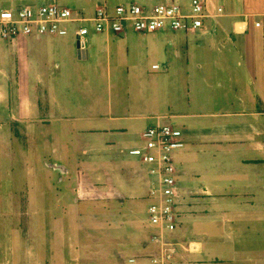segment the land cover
I'll use <instances>...</instances> for the list:
<instances>
[{
	"label": "crops",
	"instance_id": "crops-1",
	"mask_svg": "<svg viewBox=\"0 0 264 264\" xmlns=\"http://www.w3.org/2000/svg\"><path fill=\"white\" fill-rule=\"evenodd\" d=\"M44 1L70 5L86 16L105 6L191 5L176 3L185 0H0V10ZM201 1L210 16L206 29L183 32L184 43H178L183 52L177 55L186 64L182 111L157 116L150 110L152 99L141 94L132 101L130 91L111 104H83L49 87L51 82L89 81L94 74L104 79L117 71L113 67L128 65L130 32L91 35L80 60L72 39L76 31L71 40L69 35L0 40V89L1 83L9 89L0 92V111L7 124L37 129L42 135L38 145L46 144L48 131L55 161L64 153L61 131L75 134L76 144L88 146L90 156L97 148L109 154L126 151L130 133L141 124L140 140L150 126L175 123L187 143L177 156L181 224L170 236L184 249L180 264H264V0ZM132 48L142 52L138 43ZM125 70L121 78L129 80ZM24 82H30L28 87H22ZM57 165L63 167L54 163L51 169ZM140 248L142 255L149 254L147 246Z\"/></svg>",
	"mask_w": 264,
	"mask_h": 264
},
{
	"label": "rangeland",
	"instance_id": "rangeland-1",
	"mask_svg": "<svg viewBox=\"0 0 264 264\" xmlns=\"http://www.w3.org/2000/svg\"><path fill=\"white\" fill-rule=\"evenodd\" d=\"M191 2L176 3L189 5ZM52 3L55 2L44 1L38 6ZM64 7L77 10L70 5ZM80 25H68L66 39L78 33ZM128 32L134 38L126 42L130 46L126 66L130 71L129 80L121 78L126 68L118 66L113 67L117 71L104 79L94 74L89 81L74 79L47 83L48 86L64 95L71 93L83 104L93 101L111 104L118 101L119 95L130 91L132 101L141 94L152 99L154 104L150 110L157 116L182 111L186 103L183 90L186 64L177 52L181 50L178 43H184L183 32L165 30L150 35L133 34L132 29ZM72 39L77 52V38ZM136 43L142 52L132 48ZM156 65L160 70H153ZM29 84L24 82L22 87ZM5 85L1 83L4 87L0 89L1 94L9 91ZM7 119L1 112L0 264H39L43 260L46 264H128L129 258H144L138 252L139 247L147 246L152 234L147 213L148 189L137 159L127 154L133 164L125 157L130 150L141 146L138 133L145 126L141 124L130 133L126 151L115 150L109 154L97 148L90 156L85 153L88 146L76 144L75 134L61 131L64 153L55 161L54 149L47 145V139L52 136L48 131L44 133L48 136L46 144L41 146L36 144L42 138L37 129L17 128L7 124L10 122ZM166 124L174 126L175 123H162ZM68 144L72 151L68 152ZM54 163L66 167L67 171L52 170ZM70 255L76 258L71 260Z\"/></svg>",
	"mask_w": 264,
	"mask_h": 264
},
{
	"label": "built area",
	"instance_id": "built-area-1",
	"mask_svg": "<svg viewBox=\"0 0 264 264\" xmlns=\"http://www.w3.org/2000/svg\"><path fill=\"white\" fill-rule=\"evenodd\" d=\"M218 9V13H222ZM206 5L194 0L189 8L177 4L144 7L138 4L105 6L94 16H86L57 3L0 10V40L15 42L23 37H67L68 25L81 24L77 41L86 42L91 32L98 35L125 36L128 30L150 35L165 30L202 33L209 18ZM92 26V29L90 28ZM153 70H160L153 66ZM184 132L172 125L148 127L141 136V146L129 151L136 158L148 189L147 208L152 234L150 249L144 258H129L128 264H180L181 245L170 236L181 224V194L176 155L186 148Z\"/></svg>",
	"mask_w": 264,
	"mask_h": 264
},
{
	"label": "water",
	"instance_id": "water-1",
	"mask_svg": "<svg viewBox=\"0 0 264 264\" xmlns=\"http://www.w3.org/2000/svg\"><path fill=\"white\" fill-rule=\"evenodd\" d=\"M87 47V43L86 42H81V41H77V52H78V57L79 59H84V57L86 56V48ZM53 169L61 172V173H65V170L63 167L60 166H52Z\"/></svg>",
	"mask_w": 264,
	"mask_h": 264
}]
</instances>
